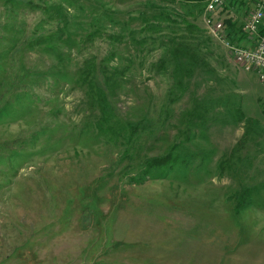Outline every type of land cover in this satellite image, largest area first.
<instances>
[{
	"label": "rangeland",
	"instance_id": "1",
	"mask_svg": "<svg viewBox=\"0 0 264 264\" xmlns=\"http://www.w3.org/2000/svg\"><path fill=\"white\" fill-rule=\"evenodd\" d=\"M204 6L0 0V264H264V80Z\"/></svg>",
	"mask_w": 264,
	"mask_h": 264
},
{
	"label": "built area",
	"instance_id": "2",
	"mask_svg": "<svg viewBox=\"0 0 264 264\" xmlns=\"http://www.w3.org/2000/svg\"><path fill=\"white\" fill-rule=\"evenodd\" d=\"M227 0H207L204 6L203 22L208 34L220 41L236 65L245 66L258 78L264 80V35L259 33V26L264 20V0H252L253 7L246 14L240 25L241 32L247 36L248 45H239L228 37L224 22L215 18V11Z\"/></svg>",
	"mask_w": 264,
	"mask_h": 264
},
{
	"label": "trees",
	"instance_id": "3",
	"mask_svg": "<svg viewBox=\"0 0 264 264\" xmlns=\"http://www.w3.org/2000/svg\"><path fill=\"white\" fill-rule=\"evenodd\" d=\"M178 1H183V2H193V3H201L207 0H178ZM233 1H239V0H233ZM230 29H232V26L229 24V29H228V35L230 34ZM259 33L261 35H264V22L259 26ZM240 34H243L240 29ZM230 40V39H229ZM174 157L172 154L167 153L164 154L163 156H156L153 158L146 159L144 163L146 164V170H149L150 167H162V166H167V165H172L174 163Z\"/></svg>",
	"mask_w": 264,
	"mask_h": 264
},
{
	"label": "crops",
	"instance_id": "4",
	"mask_svg": "<svg viewBox=\"0 0 264 264\" xmlns=\"http://www.w3.org/2000/svg\"><path fill=\"white\" fill-rule=\"evenodd\" d=\"M248 45L249 44V40L248 39H246L245 40V42L243 41V43H242V45ZM252 73L254 74L255 72H248V73H245V75L243 76V82H245L247 85H248V87H251V84H252V82H253V76H252ZM244 77H245V79H244Z\"/></svg>",
	"mask_w": 264,
	"mask_h": 264
}]
</instances>
